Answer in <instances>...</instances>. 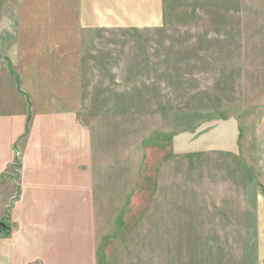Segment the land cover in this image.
<instances>
[{
	"label": "rangeland",
	"instance_id": "obj_1",
	"mask_svg": "<svg viewBox=\"0 0 264 264\" xmlns=\"http://www.w3.org/2000/svg\"><path fill=\"white\" fill-rule=\"evenodd\" d=\"M14 110L0 264H264V0H0Z\"/></svg>",
	"mask_w": 264,
	"mask_h": 264
},
{
	"label": "crops",
	"instance_id": "obj_2",
	"mask_svg": "<svg viewBox=\"0 0 264 264\" xmlns=\"http://www.w3.org/2000/svg\"><path fill=\"white\" fill-rule=\"evenodd\" d=\"M21 121L22 112H18L17 110H14V112L10 114L0 113V171L3 170L4 166L11 160L14 149L13 141L10 142L9 139L5 141L6 134L14 133L18 130ZM7 125L13 129L9 131L3 130L2 128L6 129ZM25 178H27V176H25Z\"/></svg>",
	"mask_w": 264,
	"mask_h": 264
}]
</instances>
